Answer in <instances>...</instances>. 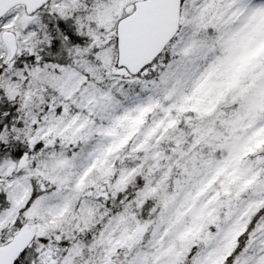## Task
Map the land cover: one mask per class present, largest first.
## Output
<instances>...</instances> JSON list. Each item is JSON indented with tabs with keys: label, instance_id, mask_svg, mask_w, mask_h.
I'll return each mask as SVG.
<instances>
[{
	"label": "snow or ice",
	"instance_id": "snow-or-ice-1",
	"mask_svg": "<svg viewBox=\"0 0 264 264\" xmlns=\"http://www.w3.org/2000/svg\"><path fill=\"white\" fill-rule=\"evenodd\" d=\"M0 264H264V0H0Z\"/></svg>",
	"mask_w": 264,
	"mask_h": 264
}]
</instances>
